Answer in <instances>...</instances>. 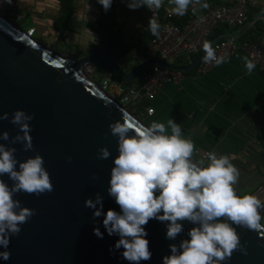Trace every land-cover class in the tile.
Here are the masks:
<instances>
[{
    "label": "water",
    "instance_id": "obj_1",
    "mask_svg": "<svg viewBox=\"0 0 264 264\" xmlns=\"http://www.w3.org/2000/svg\"><path fill=\"white\" fill-rule=\"evenodd\" d=\"M250 24L244 30H248ZM225 38L233 39V36L225 33L209 43L213 45ZM103 47L104 40L87 56L74 60H69L68 49L64 56L52 55L0 12V115L9 114V119L0 120V135L5 131L10 138L17 134V126L10 123L14 111L34 114L29 122L33 150L24 151L19 143L13 145L3 140L0 143L15 147L14 155L20 162L37 154L42 156L54 187L52 192L39 197L23 192L14 196L22 207L35 209L36 215L21 225L18 236L11 237L7 249L11 258L0 259V264H130L122 258L123 248L109 251L114 249L119 236L108 235L103 215L93 222L94 210L85 207V200L94 199L95 194L100 193L104 213L109 209L120 211L107 191L113 161L118 155V138L111 134L109 125L116 121L122 123L125 116L137 126L148 125L108 97L89 78L88 82L84 80L79 69L99 66L105 74L130 85L139 70L147 66L189 73L205 53L196 56L186 67L148 61L124 74L111 62ZM102 147L111 153L106 160L97 159ZM94 174L95 180L92 179ZM0 179L11 186L7 175ZM168 223L151 219L144 226L152 257L140 264H163V258L171 255L169 245L190 239L188 231L196 226L181 222L184 231L175 240H169L166 238ZM95 227H99L103 238L94 234ZM234 227L248 254L236 251L222 264H264V232Z\"/></svg>",
    "mask_w": 264,
    "mask_h": 264
},
{
    "label": "clouds",
    "instance_id": "obj_2",
    "mask_svg": "<svg viewBox=\"0 0 264 264\" xmlns=\"http://www.w3.org/2000/svg\"><path fill=\"white\" fill-rule=\"evenodd\" d=\"M4 2L11 4L12 0ZM112 2L98 0L105 11L111 8ZM168 3L173 6L171 12L178 16H184L190 5L209 7L202 0H168ZM163 4L164 0H128L127 6L134 10L146 6L152 11L148 28L158 37L161 24L155 18V12ZM203 19L200 17L201 22ZM203 49L206 63L219 66L225 62V57H217L209 42H204ZM244 60L251 73L255 64L247 57ZM7 119L8 113L0 115V120ZM33 119L34 114L14 111L10 123L17 126L18 132L10 138L5 131L0 140L22 144L24 151L33 150L29 123ZM109 128L118 138V155L113 161L107 191L120 211L109 209L104 213L100 193H96L94 199H86L85 207L94 210L93 222L104 216L103 226L109 236H119L110 252L123 248L122 258L130 264L150 260L152 253L149 241L145 239L148 233L144 226L149 220L156 219L169 222L166 231L169 240H175L184 231L181 222L196 225L188 231L190 239L181 240L179 245H169L171 255L163 258V264H222L236 251L248 254L234 225L264 232V223H261L264 203L256 195L236 194L234 186L240 172L228 155L217 156L209 152L206 159L194 160L193 141L185 137L180 124L171 118L166 124L153 121L150 126H137L125 116L122 123L116 121ZM16 151L15 147L0 143V177L7 175L12 181L9 186L0 179V248L5 249L0 251V259L4 261L11 258V252L7 250L11 237L18 236L21 225L36 215L35 209L22 207L14 196L23 192L39 197L54 190L43 157L37 154L20 162L14 155ZM110 155L108 148L102 147L97 159L106 160ZM71 159L69 156V163ZM92 179H97L95 174ZM93 232L103 238L99 227Z\"/></svg>",
    "mask_w": 264,
    "mask_h": 264
},
{
    "label": "crops",
    "instance_id": "obj_3",
    "mask_svg": "<svg viewBox=\"0 0 264 264\" xmlns=\"http://www.w3.org/2000/svg\"><path fill=\"white\" fill-rule=\"evenodd\" d=\"M52 1L12 0L11 4H7L0 0V6H5V15L7 11L12 15L20 13L22 19L28 18L33 26L36 25L40 30L44 27L46 32L55 37L50 29L56 11V8L52 9ZM118 1L115 8L116 27L122 33L124 44L130 46L136 42L138 32L148 27L152 11L146 6L130 9L127 6L128 0H121L125 5ZM233 1L202 0V3L213 7L229 5ZM248 1L256 4L247 12V16L251 15L252 19L241 28L216 27L221 31L220 35L228 33L233 36L232 40L237 41L247 31L244 28L250 22L249 28L255 21L264 24V13L260 11L264 0ZM172 7L168 0H164L163 6L156 11L159 19L163 20L166 15H170L174 23L181 25L188 13L199 14L204 10L199 5H190L184 16H178L171 12ZM97 15L98 0H74V9L63 41L69 44L67 40L70 38L74 45L81 43L89 46L86 42L89 40L90 44L95 45L93 29ZM213 31L209 36L213 35ZM256 43L264 45V35ZM189 57L179 59L188 61ZM244 58L242 53H236L204 75L197 76L192 70L191 74L183 73V78L176 84H163L144 108L143 122L148 126L153 121L166 124L171 118L180 124L185 137L193 141L195 151L214 152L217 156L228 155L240 172L234 186L236 194L256 195L264 203V74L256 69L249 73ZM146 109H151L152 113L147 115ZM194 158L200 159L198 155H194Z\"/></svg>",
    "mask_w": 264,
    "mask_h": 264
},
{
    "label": "built area",
    "instance_id": "obj_4",
    "mask_svg": "<svg viewBox=\"0 0 264 264\" xmlns=\"http://www.w3.org/2000/svg\"><path fill=\"white\" fill-rule=\"evenodd\" d=\"M118 3L125 5L121 0ZM254 7H256L254 2L234 0L229 5L208 7L199 14L188 13L181 25L175 24L170 15H166L163 20H160L155 12V18L161 24L160 35L153 36L149 28H146L149 39L144 55L148 59L157 58L156 62L173 66L172 63L176 59L203 54V44L214 28L218 26L224 28L243 27L247 22L248 10ZM260 11L264 13V6H260ZM152 16L153 12L150 13L149 18ZM200 17L204 18L203 22ZM15 19L19 20L20 18L15 16ZM24 33L28 38H31L33 30L28 29ZM212 47L215 49L217 57L223 56L225 60L233 54L242 53L253 61L254 69L264 74V45L225 38L217 40ZM138 59L140 63L146 62L142 57ZM214 66L215 63H206L202 58L193 72L197 76L204 75ZM182 78L183 73L181 72L152 67L151 72L142 77L139 85L121 86L106 74L100 79L99 87L108 93L112 100L121 106H126L140 99L151 101L163 84H176ZM151 113V109H146L147 115ZM194 155H198L200 159H206L207 152L195 151Z\"/></svg>",
    "mask_w": 264,
    "mask_h": 264
},
{
    "label": "trees",
    "instance_id": "obj_5",
    "mask_svg": "<svg viewBox=\"0 0 264 264\" xmlns=\"http://www.w3.org/2000/svg\"><path fill=\"white\" fill-rule=\"evenodd\" d=\"M116 1L113 0L111 8L108 11H105L103 6L98 3V15L94 21V29L93 32L96 37V42L94 47L91 49H95L103 40L104 47L103 51L108 55L111 62L119 68L124 74L134 70L139 66L140 62H137L136 59L138 57H142V59L148 61H158L157 58L148 59L144 55L145 47L149 39V34L147 30L143 32H138L137 40L134 44L130 46H126L122 41V33L117 29L115 22V8ZM56 11L55 16L53 17L50 23V29L55 34V39L61 43V46H65L63 42V35L65 29L67 27L70 16L72 15L74 9V0H54ZM252 16L248 14L247 21L251 20ZM174 21V20H173ZM177 24V23H175ZM217 28H223L222 26H218ZM214 28L213 35H210L207 38V42H210L213 38H216L221 34L220 29ZM264 35V24L261 21H255L253 25L245 31L237 41H246L251 43H256L257 39ZM196 58V55L190 56L187 60L176 59L172 65L174 67H186L189 63L192 62L193 59ZM123 67H127L126 71H123ZM94 68H99L102 71V74L105 72L99 67L94 66ZM152 70L151 66L143 67L139 70L137 76L134 81L130 85H139L142 77L145 74L150 73ZM192 72L188 73L191 74ZM185 74V75H188ZM106 75V74H105ZM184 75V74H183ZM116 83L121 86H128L122 84L119 80L112 78ZM148 102L144 99H140L136 102H132L129 105H126L128 110L137 118L142 119L144 114V108L148 106Z\"/></svg>",
    "mask_w": 264,
    "mask_h": 264
},
{
    "label": "rangeland",
    "instance_id": "obj_6",
    "mask_svg": "<svg viewBox=\"0 0 264 264\" xmlns=\"http://www.w3.org/2000/svg\"><path fill=\"white\" fill-rule=\"evenodd\" d=\"M52 5H53L52 9L55 10L54 8H56V6L54 5V2L52 3ZM4 9H5V6H0V12L2 13L3 17H5L12 25L18 28V30L25 32L28 29H32V27L30 26V25L33 26V24H31L30 22L31 20H29L26 17L22 19L21 15H19L20 13L18 14L17 12L14 15H12L9 11H7L5 15ZM15 16L19 17L20 19L19 20L15 19ZM33 28H34L32 29L33 35L31 38L35 40L36 42H38L45 49L49 50V52L52 55L57 54L60 56H64L66 49H68L69 54H70L69 60H74L79 57L87 56L91 52V49L94 47L92 43L90 44V41L88 40L89 37L86 38L88 40L86 42L87 44H89V46H83L81 43H76L74 45V43L69 38L67 40L69 44L63 41L66 46L64 47V46H61L62 44L59 43L51 33L46 32V29L44 27L43 29L40 30V28H38L35 25L33 26ZM126 69L127 67H123V71H126ZM86 75L92 82L96 83L98 86H100V78L105 77V74H102V71L99 68H94V66H90L86 69ZM106 94L108 95V93ZM108 97L110 96L108 95ZM123 107L128 109L126 106H123ZM138 120L143 122L144 119L142 118ZM194 160H197V159L194 158ZM238 196H241V194ZM261 215L262 217H264V213H261ZM261 223H264V220H262Z\"/></svg>",
    "mask_w": 264,
    "mask_h": 264
},
{
    "label": "bare ground",
    "instance_id": "obj_7",
    "mask_svg": "<svg viewBox=\"0 0 264 264\" xmlns=\"http://www.w3.org/2000/svg\"><path fill=\"white\" fill-rule=\"evenodd\" d=\"M80 73L82 74L84 80H86L88 82V77L86 75V67L82 66L80 69H79Z\"/></svg>",
    "mask_w": 264,
    "mask_h": 264
}]
</instances>
